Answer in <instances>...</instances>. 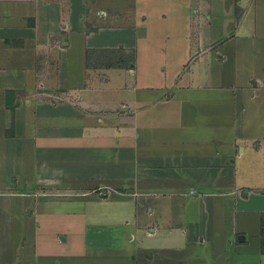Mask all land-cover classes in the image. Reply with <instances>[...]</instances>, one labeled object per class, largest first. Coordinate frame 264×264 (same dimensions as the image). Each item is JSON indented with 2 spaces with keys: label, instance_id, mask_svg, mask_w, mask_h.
Instances as JSON below:
<instances>
[{
  "label": "crops",
  "instance_id": "0c3cea01",
  "mask_svg": "<svg viewBox=\"0 0 264 264\" xmlns=\"http://www.w3.org/2000/svg\"><path fill=\"white\" fill-rule=\"evenodd\" d=\"M262 239L264 0H0V264H264Z\"/></svg>",
  "mask_w": 264,
  "mask_h": 264
},
{
  "label": "rangeland",
  "instance_id": "374dc122",
  "mask_svg": "<svg viewBox=\"0 0 264 264\" xmlns=\"http://www.w3.org/2000/svg\"><path fill=\"white\" fill-rule=\"evenodd\" d=\"M73 203H71V202H69L68 204H66V203H60V204H55V205H52V208H53V210L55 211V212H58V213H62V212H64V210H65V208H69V207H75V206H78V205H72ZM121 229H122V231H123V226H121Z\"/></svg>",
  "mask_w": 264,
  "mask_h": 264
},
{
  "label": "trees",
  "instance_id": "16d2710c",
  "mask_svg": "<svg viewBox=\"0 0 264 264\" xmlns=\"http://www.w3.org/2000/svg\"><path fill=\"white\" fill-rule=\"evenodd\" d=\"M261 242H262V246L264 247V239H262V241H261Z\"/></svg>",
  "mask_w": 264,
  "mask_h": 264
}]
</instances>
